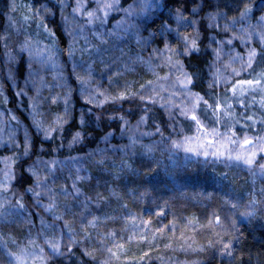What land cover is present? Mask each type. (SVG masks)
<instances>
[{
	"label": "clouds",
	"instance_id": "9594fccd",
	"mask_svg": "<svg viewBox=\"0 0 264 264\" xmlns=\"http://www.w3.org/2000/svg\"><path fill=\"white\" fill-rule=\"evenodd\" d=\"M0 264H264V0H0Z\"/></svg>",
	"mask_w": 264,
	"mask_h": 264
}]
</instances>
